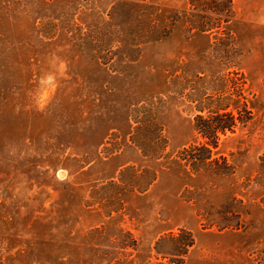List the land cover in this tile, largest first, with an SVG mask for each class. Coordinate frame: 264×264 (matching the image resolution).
Returning a JSON list of instances; mask_svg holds the SVG:
<instances>
[{
    "label": "rangeland",
    "instance_id": "1",
    "mask_svg": "<svg viewBox=\"0 0 264 264\" xmlns=\"http://www.w3.org/2000/svg\"><path fill=\"white\" fill-rule=\"evenodd\" d=\"M145 1L0 0V264H264V0Z\"/></svg>",
    "mask_w": 264,
    "mask_h": 264
},
{
    "label": "trees",
    "instance_id": "2",
    "mask_svg": "<svg viewBox=\"0 0 264 264\" xmlns=\"http://www.w3.org/2000/svg\"><path fill=\"white\" fill-rule=\"evenodd\" d=\"M231 3V0H229V4ZM117 4H120L121 6L128 7L127 11L130 12L128 14L129 22H133L135 24V27L137 28L136 33H134V37L137 38H144L146 37L143 35L145 32L151 31L155 32V29L157 27L156 20L152 16L146 17L144 19H140L141 15L144 13L145 8L147 6H150V3H148L145 0H133L128 2H122L120 0H116V2L113 4L111 10L113 13V9L115 10V7H117ZM110 10V11H111ZM134 13L131 14V13ZM155 14V11H153ZM219 15V13H218ZM220 17V16H218ZM111 18V16H110ZM124 21V20H123ZM122 21V22H123ZM104 22V19H103ZM126 22V21H124ZM104 24V23H103ZM122 24V23H121ZM108 27L103 26L99 28V34L101 36L97 39H92L95 44V48L103 47V44L107 45L108 50H111L113 47L112 42L107 43L103 37L108 36ZM146 34V33H145ZM135 37V38H136ZM111 39L109 38V41ZM90 41L87 44H91ZM114 41V40H113ZM86 44V43H85ZM139 42H134V46H138ZM116 46V44L114 45ZM97 60L101 61L103 60L105 64L110 63L109 69L112 70H119L121 69L122 63L126 62L121 60H112L111 59H102L101 57L95 56ZM220 98L218 97L214 102L219 101ZM216 104V103H214ZM225 107L215 106V110L210 111L208 115H197V117L194 119V128L197 132L199 139L194 141V143H190L188 146L182 148V157L179 158L181 162H183L184 165L190 167L193 171H197L202 167H208L211 166V163H215L218 160L212 158V155L215 154V150L218 148L220 143V134H226L227 132H233L238 125L239 122H242V117L240 115H236L233 110L226 111ZM244 111L249 113L250 111L247 109V104H244ZM226 161L225 159H223ZM218 169H214V171H217ZM155 179V175L150 180L152 182ZM193 240L191 237H189V243H187V246H190L192 244Z\"/></svg>",
    "mask_w": 264,
    "mask_h": 264
}]
</instances>
